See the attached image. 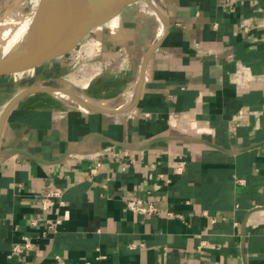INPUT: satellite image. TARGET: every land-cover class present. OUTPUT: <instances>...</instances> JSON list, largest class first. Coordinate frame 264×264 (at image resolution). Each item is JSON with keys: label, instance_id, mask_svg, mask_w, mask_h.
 <instances>
[{"label": "crops", "instance_id": "0c3cea01", "mask_svg": "<svg viewBox=\"0 0 264 264\" xmlns=\"http://www.w3.org/2000/svg\"><path fill=\"white\" fill-rule=\"evenodd\" d=\"M155 2L0 70V264H264V0Z\"/></svg>", "mask_w": 264, "mask_h": 264}, {"label": "water", "instance_id": "95a60500", "mask_svg": "<svg viewBox=\"0 0 264 264\" xmlns=\"http://www.w3.org/2000/svg\"><path fill=\"white\" fill-rule=\"evenodd\" d=\"M41 11L36 15L40 17L39 24L31 32V39L24 44H18V39L13 38L9 43L12 48L3 52L0 50V70L17 69L41 63L53 56L66 52L80 41L92 28L105 23L116 16L126 5L136 0H44ZM148 3L156 12L157 5ZM18 36V35H17ZM161 39L151 49V53L160 44ZM150 53V54H151ZM40 91L53 94L58 91L70 95H82L67 89H52L45 87L31 88L28 92ZM25 93V92H24ZM16 97L6 108L8 112L15 102L24 95ZM84 100V99H83ZM92 110L93 105L84 100ZM98 109V108H97ZM105 110V109H104ZM118 111V110H113ZM4 113V114H5Z\"/></svg>", "mask_w": 264, "mask_h": 264}, {"label": "bare ground", "instance_id": "6f19581e", "mask_svg": "<svg viewBox=\"0 0 264 264\" xmlns=\"http://www.w3.org/2000/svg\"><path fill=\"white\" fill-rule=\"evenodd\" d=\"M87 0H81L85 2ZM151 4H154V0H148ZM29 20H0V50L7 52L12 48L9 43L13 38L18 39V44H24L26 40H30L31 32L36 29L39 24L40 17L32 16ZM18 35V36H17ZM56 96L69 98L71 101L79 104L85 111L89 110L90 107L84 102L83 98L79 95H70L62 91L55 93ZM74 103V104H75ZM128 104V103H127ZM91 110V109H90ZM89 112V111H87Z\"/></svg>", "mask_w": 264, "mask_h": 264}, {"label": "built area", "instance_id": "2783aa9c", "mask_svg": "<svg viewBox=\"0 0 264 264\" xmlns=\"http://www.w3.org/2000/svg\"><path fill=\"white\" fill-rule=\"evenodd\" d=\"M99 167V163H96L95 167L93 168L92 172H95L96 171V168ZM180 170V168H179ZM60 196H61V193L60 191H48L43 199H42V202H41V207L44 211H47L48 209L51 208L52 204H53V201L55 199H60ZM141 202L140 200H137V199H129L126 201V207L130 210V211H133V212H137V213H140V214H143V213H153L155 208H154V205L152 203H149L147 205V207H144L141 205ZM41 222V227L43 229V234H48V231H53L59 224H60V220L57 219L55 221H49L48 219L47 220H44V221H40ZM31 224L34 226V225H37L39 224V220H33L31 222ZM33 243L31 242V240L28 238V237H22L21 239V242L19 243H15L12 245V248H11V254L12 255H19V254H22L26 251H29L33 248ZM57 261H59V257H55ZM59 264H63V262H60L59 261Z\"/></svg>", "mask_w": 264, "mask_h": 264}, {"label": "rangeland", "instance_id": "374dc122", "mask_svg": "<svg viewBox=\"0 0 264 264\" xmlns=\"http://www.w3.org/2000/svg\"><path fill=\"white\" fill-rule=\"evenodd\" d=\"M44 3V0H0V20L32 19V16L41 11ZM154 3L156 4L155 0Z\"/></svg>", "mask_w": 264, "mask_h": 264}]
</instances>
